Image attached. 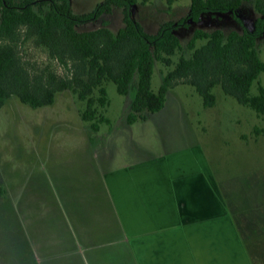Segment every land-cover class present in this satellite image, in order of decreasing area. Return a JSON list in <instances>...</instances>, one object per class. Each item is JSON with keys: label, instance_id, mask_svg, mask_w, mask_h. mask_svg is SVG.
<instances>
[{"label": "rangeland", "instance_id": "obj_1", "mask_svg": "<svg viewBox=\"0 0 264 264\" xmlns=\"http://www.w3.org/2000/svg\"><path fill=\"white\" fill-rule=\"evenodd\" d=\"M102 1L71 3L74 11L82 13ZM190 3L191 0H141L133 6V15L153 33L162 22L186 16ZM259 15L255 0H243L237 13H203L199 22L175 29L183 49L174 59L181 54L191 55L187 43L196 28H220L225 33L243 31L244 25L253 29ZM106 21L114 33L124 25L123 14L115 9L77 27L94 29ZM205 41L198 39L197 45ZM257 47L264 60V34L258 37ZM23 51L40 66L51 63L57 68L45 49L28 42ZM167 70L156 60L152 78L155 90ZM259 78L264 85V71ZM106 85L110 98L106 114L112 120V130L107 123L93 130L81 117L85 101L70 89L58 91L53 103L37 107L13 94L0 108V264L45 263L38 249L39 226L32 220L40 222V214L50 218L55 208L57 175L85 170L91 157L97 161L106 154V145L118 154L117 161H122V155L129 159L132 153L136 155V145L157 152L170 149V155L191 158L207 174L220 192L224 207L237 220L253 263L264 264V115L226 94L220 84L212 89L216 103L205 106L194 85L177 83L168 90L161 110L130 124L127 115L137 91L138 74L128 94L119 93L113 81ZM257 92L255 82L252 93ZM124 146L129 148L127 152Z\"/></svg>", "mask_w": 264, "mask_h": 264}, {"label": "trees", "instance_id": "obj_2", "mask_svg": "<svg viewBox=\"0 0 264 264\" xmlns=\"http://www.w3.org/2000/svg\"><path fill=\"white\" fill-rule=\"evenodd\" d=\"M140 1L103 0L91 11L78 13L71 0H0V108L13 94L37 107L53 103L58 91L70 89L85 101L81 117L93 130H100L102 123L112 130L106 114L110 104L106 83L113 81L119 93L128 94L138 74L127 115L130 124L161 110L168 90L177 83L194 85L205 106L216 103L212 89L220 84L226 94L264 115V85L259 78L264 60L257 47L264 34V0H255L260 15L253 29L244 25L243 31L225 33L220 28H196L187 43L191 55L181 54L176 60L183 49L177 27L199 22L205 12L237 13L243 0H191L186 16L162 22L153 33L133 15V6ZM115 9L124 21L116 33L107 21L94 29H78L79 24ZM198 39L206 41L198 46ZM28 42L45 49L57 68L28 58L23 51ZM156 60L168 67L157 90L152 86ZM255 82L258 92L252 93Z\"/></svg>", "mask_w": 264, "mask_h": 264}, {"label": "crops", "instance_id": "obj_3", "mask_svg": "<svg viewBox=\"0 0 264 264\" xmlns=\"http://www.w3.org/2000/svg\"><path fill=\"white\" fill-rule=\"evenodd\" d=\"M105 147L85 170L57 175L50 218L32 220L44 264H254L237 220L191 158L136 145L117 161Z\"/></svg>", "mask_w": 264, "mask_h": 264}]
</instances>
